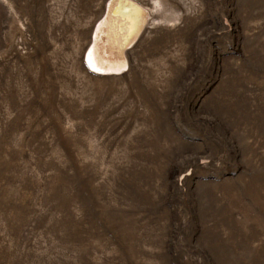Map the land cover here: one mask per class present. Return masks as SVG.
<instances>
[{"label":"rangeland","instance_id":"374dc122","mask_svg":"<svg viewBox=\"0 0 264 264\" xmlns=\"http://www.w3.org/2000/svg\"><path fill=\"white\" fill-rule=\"evenodd\" d=\"M0 264H264V0H0Z\"/></svg>","mask_w":264,"mask_h":264},{"label":"bare ground","instance_id":"6f19581e","mask_svg":"<svg viewBox=\"0 0 264 264\" xmlns=\"http://www.w3.org/2000/svg\"><path fill=\"white\" fill-rule=\"evenodd\" d=\"M106 11L103 22L97 25L92 35V45L83 57L86 69L98 76L114 74L121 69V57L116 52V48L124 43V35H133L136 25L143 21L139 5L135 3L122 2L117 4L110 2ZM114 11L120 13L116 18ZM114 20L120 26L116 35H112L110 30L111 22Z\"/></svg>","mask_w":264,"mask_h":264}]
</instances>
